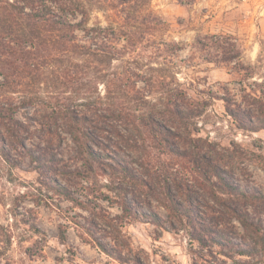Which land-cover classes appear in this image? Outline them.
<instances>
[{
	"label": "rangeland",
	"instance_id": "obj_1",
	"mask_svg": "<svg viewBox=\"0 0 264 264\" xmlns=\"http://www.w3.org/2000/svg\"><path fill=\"white\" fill-rule=\"evenodd\" d=\"M86 8L84 29L75 33L83 44L112 50L116 58L110 64L103 61L93 68L81 56L55 50V58L39 59L36 67L22 71L16 93L2 85L0 75V104L12 94L17 101L24 94L34 95L35 102L21 107L17 116L29 125L26 147L39 156L32 161L23 147L8 146L17 164L11 166L0 154V264H264V246L257 235L235 219L221 225L229 245L252 255L193 240L159 202L157 189L149 193L129 185L124 199L137 215L118 219L123 214L120 197L99 186L108 177L101 176L99 184L72 181L76 196L89 197L92 208L100 204L95 212L41 183L54 176L74 178L72 171L82 163L65 124L55 116L56 103L73 102L88 112L99 104L127 111L132 120L117 113L107 118L106 130L93 146L103 156L124 160L150 181L147 173L154 176L156 167H142L137 154L142 153L143 161L168 157L154 143L146 155L133 120L153 117L165 123V106L186 94L198 114L189 130H180L188 147L223 166L232 184L264 193V129L238 128L222 99L230 96L245 105L246 96L264 92V0H93ZM67 15L75 22L84 18L78 12ZM82 102L89 104L78 105ZM193 162L172 158V186L188 185L195 205L215 204L196 181L202 167ZM249 208L264 227V202ZM86 227L108 246L119 244L124 261L100 250Z\"/></svg>",
	"mask_w": 264,
	"mask_h": 264
},
{
	"label": "trees",
	"instance_id": "obj_2",
	"mask_svg": "<svg viewBox=\"0 0 264 264\" xmlns=\"http://www.w3.org/2000/svg\"><path fill=\"white\" fill-rule=\"evenodd\" d=\"M92 2L93 0H0V75L4 79L2 85L11 88L9 90L11 93L18 92L17 87L21 83L22 71L36 67L39 59L55 58L56 55L52 54L55 50L81 56L84 60L93 63V68L103 61L110 64L116 58L112 50L92 44H83L75 33L76 30L84 29V23L87 21L86 6ZM57 8L62 10V13H57ZM67 12H78L84 18L75 22L68 17ZM103 98L100 97L101 100ZM34 99L33 94H24L21 100L17 101L12 94L0 104V154L11 166H17V164L12 163L8 146H16V149L23 147L32 161L39 160V156H35L24 143V140L29 139L26 136L29 133V125L17 116L20 108L32 105L35 102ZM222 99L225 102L226 113L237 123L238 128L245 131L264 129V92L262 95L254 93L250 94V97L246 96L245 105L235 102L230 96H224ZM87 104L89 103L82 102L78 105ZM88 109L74 107L73 102L56 103L55 116L65 124V131L72 137L82 163L72 171L74 178L54 176L42 181V185L71 201L75 206L95 212L98 206L102 208L100 204L93 203L95 207L92 208L89 197L83 199L76 196L73 191L75 184L72 181L77 180V183H80L81 180L99 184L101 176L108 177V181L99 186H102L101 188L105 186L120 197L117 203L121 205L123 214L117 217L118 219L137 215L133 207L124 199V195L131 191L129 185H134L149 193L157 189L158 200L166 208L170 217L178 220L182 227L190 233L191 238L199 244L206 245L207 242H213L219 246H229L239 255H252L253 252L246 248L229 245L228 234L224 228H221V225L225 219H235L246 230L255 233L264 246L262 219L254 217L249 208L251 205L257 206L263 203L264 193L248 192L232 184L224 176L223 166L209 159L202 152L191 150L188 147L187 136H183L180 130H189L192 120L198 114L194 113L196 109L186 94H183L178 102L170 100L165 106L166 120L169 123L156 121L153 117H146V120L142 117L140 123H135L133 120L132 127L139 132L141 147L143 151L148 150L146 155H149V148L153 147L154 143L158 144L157 148L161 150L160 153L168 157L166 160L161 155H157L143 161L141 160L142 153L137 154L136 162L139 161L142 167L146 169H151L150 167L154 165L156 167L154 176L152 173H147L150 181L135 173L124 160L116 159L108 153L103 156L93 146L99 144L98 136L106 130L103 124L107 123V118L117 113L120 119L130 120L131 117L128 116L127 111L118 107H103L100 104L93 106L90 112ZM28 118L32 119L30 116ZM172 158H190L194 160L193 163L202 167L196 181L200 188L204 189L206 196L213 199L215 204L207 202L201 205L198 202V205H195L192 202L193 196L188 185L183 187L174 182L172 186L168 174ZM260 166L264 168V163H260ZM173 187L177 189L178 194L175 193ZM201 207L205 211H202ZM151 216L156 223L161 224L159 214L152 211ZM201 219L209 221L206 223ZM85 229L100 250L124 261L119 244L115 242V246H108L93 236L91 228L86 227ZM60 234L65 240V231L62 230ZM112 237L117 238V236Z\"/></svg>",
	"mask_w": 264,
	"mask_h": 264
}]
</instances>
